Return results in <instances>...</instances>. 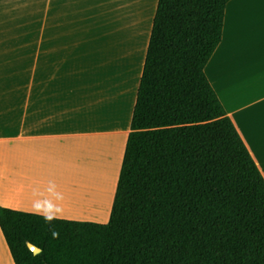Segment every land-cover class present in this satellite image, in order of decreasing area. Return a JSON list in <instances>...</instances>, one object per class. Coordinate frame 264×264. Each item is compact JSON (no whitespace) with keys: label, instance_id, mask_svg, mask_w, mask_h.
I'll use <instances>...</instances> for the list:
<instances>
[{"label":"trees","instance_id":"1","mask_svg":"<svg viewBox=\"0 0 264 264\" xmlns=\"http://www.w3.org/2000/svg\"><path fill=\"white\" fill-rule=\"evenodd\" d=\"M230 1L157 0L108 222L0 207L14 264H264V179L204 71Z\"/></svg>","mask_w":264,"mask_h":264},{"label":"crops","instance_id":"2","mask_svg":"<svg viewBox=\"0 0 264 264\" xmlns=\"http://www.w3.org/2000/svg\"><path fill=\"white\" fill-rule=\"evenodd\" d=\"M143 2L0 0V71L16 84L0 92V207L33 214V190L54 180L61 220L108 222L157 5ZM135 54L126 108L104 70ZM72 70H102L107 83ZM204 71L264 179V0L227 3ZM0 264H14L1 229Z\"/></svg>","mask_w":264,"mask_h":264},{"label":"rangeland","instance_id":"3","mask_svg":"<svg viewBox=\"0 0 264 264\" xmlns=\"http://www.w3.org/2000/svg\"><path fill=\"white\" fill-rule=\"evenodd\" d=\"M133 59L128 60L126 67L122 69H118L117 74L115 75V80L113 85V89L115 91L120 92L122 97L124 107H129L131 103V95L133 91V87L135 84V80L137 77L138 70V55L135 54ZM73 72L81 73L83 76L91 79L95 74L96 77H100L102 75L103 85H106L107 79L106 74H102V70H72ZM5 77V78H4ZM7 80L8 83L0 84V92L3 93H15L16 92V84H15V70H1L0 71V81ZM101 82V80L99 81ZM14 103V102H9ZM14 108V105L12 106Z\"/></svg>","mask_w":264,"mask_h":264},{"label":"clouds","instance_id":"4","mask_svg":"<svg viewBox=\"0 0 264 264\" xmlns=\"http://www.w3.org/2000/svg\"><path fill=\"white\" fill-rule=\"evenodd\" d=\"M32 213L41 216L47 224L63 216L64 194L59 190L54 180L48 181L47 186L41 191L39 188L33 190ZM54 238L59 233L50 229Z\"/></svg>","mask_w":264,"mask_h":264},{"label":"bare ground","instance_id":"5","mask_svg":"<svg viewBox=\"0 0 264 264\" xmlns=\"http://www.w3.org/2000/svg\"><path fill=\"white\" fill-rule=\"evenodd\" d=\"M138 1H140V3L137 4L138 8H140V6L142 5L141 10H143V7H145V5H146L144 2L142 3V1H144V0H138ZM144 11H145V9H144ZM144 11H143V14H144ZM145 15H147V11H145ZM104 71L107 72L110 76V74L114 75L116 72H118V69H108V70H104ZM112 180H113V175H112Z\"/></svg>","mask_w":264,"mask_h":264},{"label":"water","instance_id":"6","mask_svg":"<svg viewBox=\"0 0 264 264\" xmlns=\"http://www.w3.org/2000/svg\"><path fill=\"white\" fill-rule=\"evenodd\" d=\"M29 250L34 254V255H37L39 253V249L34 247L33 245L31 244H27Z\"/></svg>","mask_w":264,"mask_h":264}]
</instances>
